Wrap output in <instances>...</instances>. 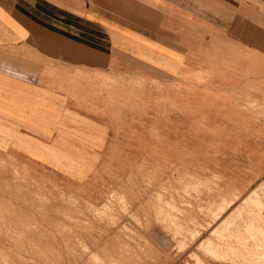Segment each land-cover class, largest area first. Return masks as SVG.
Masks as SVG:
<instances>
[{
	"label": "crops",
	"instance_id": "crops-1",
	"mask_svg": "<svg viewBox=\"0 0 264 264\" xmlns=\"http://www.w3.org/2000/svg\"><path fill=\"white\" fill-rule=\"evenodd\" d=\"M184 89L193 113L207 102L205 128L190 130L192 176L216 178L222 196L254 190L264 174V0H0V117L42 134L76 129L68 138L93 149L74 151V170L47 164L46 187L96 210L118 194L129 210L111 228L109 252L73 261L93 253L112 264L159 261L146 253V128L162 116L157 105L181 101ZM48 139L34 137H57ZM51 225L47 264H71L76 224Z\"/></svg>",
	"mask_w": 264,
	"mask_h": 264
},
{
	"label": "rangeland",
	"instance_id": "rangeland-1",
	"mask_svg": "<svg viewBox=\"0 0 264 264\" xmlns=\"http://www.w3.org/2000/svg\"><path fill=\"white\" fill-rule=\"evenodd\" d=\"M247 12L248 15L253 13V8L249 5ZM183 97L181 101L159 102L157 109L161 111L162 116L151 118V128H146V233L150 242V245L146 246V253L159 258L158 262L153 261L157 264H227L213 259L209 252L201 249L202 241L204 243V239H212L213 242H219L222 233L226 236L223 238L228 239L231 232L234 234L229 238L233 242L236 241L232 246H237L239 241L249 238L247 225L252 220L258 231H263L264 174L254 186V190H248L241 196L238 192H232L230 197L224 192L225 196H222V189L218 186L216 178L208 184L205 180L192 176V167L187 161L191 149L190 130L205 128L207 102L198 101V114H195L192 112L194 102L189 99L190 89L183 90ZM2 112L4 111L1 109L0 113ZM22 119L30 123L29 117ZM39 130H45V127L30 128L16 124L13 116L0 117V264H47L55 249L49 240L52 231L50 226L55 221L63 220L76 224L70 243L71 264H79L73 261L78 260L79 253H86L87 256L92 252L100 256L105 255L106 248L111 245V228L129 214L126 201L122 196L112 194L111 203L106 205L110 207H103L95 213L96 211H93L96 209L80 202L78 198L73 197V200L72 196L70 198L61 191L55 193L52 188L46 187V183L54 178L47 164L62 167L61 162L68 161L72 165L67 167L77 169L79 165L75 162L80 156L74 155V151L79 148L93 149L94 146L80 145L84 140L69 139L68 136L73 134L66 130H76L73 128H56L58 131L55 134H42ZM80 130L86 132H82L83 134L90 135L88 132H93L95 128ZM39 135L47 139L54 135L57 139L54 143L34 140V137ZM164 151L167 156L166 163L160 158ZM30 154L33 157L29 156ZM36 160L42 161L43 164L37 163ZM93 160L94 158H90V161ZM88 167L89 164L84 166ZM139 168L141 165L135 166V169ZM140 185L142 188L143 183ZM251 192H257V196ZM251 194L256 198L253 199ZM242 198L244 202L241 201ZM251 201L253 203L250 204ZM62 204L66 212L62 211ZM224 205L227 208L224 207L223 210ZM241 205L242 207H239ZM161 209L163 210L160 211ZM131 217L133 219V215ZM260 218L262 220H259ZM82 220H87L94 226L86 230L83 227L80 229L78 224L84 225ZM228 221L231 225L227 224ZM259 221L260 223H257ZM81 231L86 232L82 241L78 238ZM154 231L157 233H153ZM218 231L221 234L217 237ZM259 232L255 236L258 242L264 238ZM115 238L117 242L118 236ZM119 240L124 243L133 241L132 238L124 236ZM253 245L259 246L258 243ZM97 261L100 260L96 259V256L87 257L81 264H112L110 261ZM250 262L241 259L228 264ZM146 264H152L150 257Z\"/></svg>",
	"mask_w": 264,
	"mask_h": 264
},
{
	"label": "bare ground",
	"instance_id": "bare-ground-1",
	"mask_svg": "<svg viewBox=\"0 0 264 264\" xmlns=\"http://www.w3.org/2000/svg\"><path fill=\"white\" fill-rule=\"evenodd\" d=\"M187 175V174H186ZM194 179V178H193ZM264 186V185H263ZM258 188H259V186H258ZM131 189V188H130ZM241 189V188H240ZM226 190V189H225ZM241 190H243V189H241ZM253 190V189H252ZM259 190V189H258ZM261 190V189H260ZM239 191V190H238ZM237 192V191H236ZM260 192V191H259ZM227 193V195H228V193L229 192H226ZM225 193V194H226ZM240 193V192H239ZM252 193V192H251ZM235 194V193H234ZM252 194H254V196H257V192H253ZM251 194V196L253 197V199H255L254 198V196ZM259 194V193H258ZM237 195V194H236ZM235 195V196H236ZM250 195V194H249ZM225 196V195H224ZM239 196V195H238ZM247 197H248V195H246ZM263 196H264V193H263ZM137 197V196H136ZM220 197H221V195H220ZM227 197V196H226ZM230 197V196H229ZM260 197V196H259ZM70 198H71V196H70ZM134 198V197H133ZM219 198V197H218ZM237 198V197H236ZM236 198H234V199H236ZM258 198V197H257ZM72 199H73V197H72ZM223 199H225L224 197H223ZM227 199V198H226ZM231 199H233V198H231ZM230 199V200H231ZM248 199H250V197L248 198ZM252 199V198H251ZM74 200V199H73ZM133 200V199H132ZM138 200H139V198H138ZM220 200H222V198L220 199ZM229 200V201H230ZM257 200V199H256ZM215 201V200H214ZM213 201V202H214ZM233 201V200H232ZM231 201V202H232ZM235 201V200H234ZM241 201H243V198H242V200ZM257 201H259V200H257ZM219 202V201H218ZM217 202V203H218ZM221 202V201H220ZM224 202H225V200H224ZM223 202V203H224ZM244 202V201H243ZM245 203H246V201H245ZM251 203H253L252 201L250 202V204ZM219 204V203H218ZM240 204V203H239ZM248 204V203H247ZM255 204V203H254ZM262 204V203H261ZM90 205V204H89ZM104 205V204H103ZM107 205V204H106ZM233 205V204H232ZM256 207H258L259 208V206H258V204L256 203ZM217 206V205H216ZM229 206V205H228ZM91 207V206H90ZM96 207V206H95ZM103 207H106L105 205L103 206ZM107 207H110V206H107ZM106 207V208H107ZM219 208H220V206H218ZM217 207V208H218ZM222 207V206H221ZM224 207H226L227 208V206H223V210L225 209ZM239 207H242V205L241 206H239ZM248 207V206H247ZM262 207H263V205H262ZM92 208V207H91ZM97 208V210H98V207H96ZM134 208V207H133ZM163 208V207H162ZM260 208H261V206H260ZM95 209V208H94ZM108 209V208H107ZM244 209H246V208H244ZM244 209H241L242 211L244 210ZM250 209V208H249ZM262 209V208H261ZM97 210H94L93 212H95V213H97L98 211ZM163 209H161L160 211H162ZM220 210H222L221 208H220ZM219 210V211H220ZM236 210V209H235ZM260 210V209H259ZM258 210V211H259ZM105 211V210H104ZM226 211V210H225ZM135 212V211H134ZM233 212V211H232ZM234 212H236V211H234ZM94 213V214H95ZM100 213V212H99ZM98 213V214H99ZM159 213H161V212H159ZM213 213H214V211H213ZM217 213V212H216ZM241 213V212H240ZM250 213V212H249ZM261 213V212H260ZM139 214V213H138ZM223 214V213H222ZM236 214H238V213H236ZM236 214H235V216H236ZM254 214V213H253ZM101 215H102V213H101ZM170 215V214H169ZM218 215H219V213H218ZM221 215V214H220ZM239 215V214H238ZM70 216V215H69ZM171 216V215H170ZM257 216H260V215H257ZM218 217V216H217ZM220 217V216H219ZM239 217H241V216H239ZM262 217V216H261ZM123 218V217H122ZM129 218V217H128ZM227 218V217H226ZM233 218V217H232ZM255 218V217H254ZM124 219V218H123ZM219 219V218H218ZM249 219V218H248ZM157 220V219H156ZM214 220H215V218H214ZM216 220H217V218H216ZM259 220H262V218H260ZM83 221V220H82ZM127 221H129V220H127ZM132 221V220H131ZM138 221H139V219H138ZM230 221H231V219H230ZM253 221V220H252ZM249 222L248 223V225H247V228L249 229V238H246L245 240H243V241H239V245H237V246H232V244L233 243H235L236 241H232L231 240V238H229V237H231L234 233H231L230 232V235L227 237L228 239H224L223 237H226L225 236V234H221V232H219L218 231V233H217V237H218V234L220 235H223L222 236V239H220V241L219 242H213V240L211 239V240H205L204 239V243H203V241H202V244H201V249H204L205 251H207V252H209L210 254H211V256H212V258L213 259H215V260H217V261H222V262H224V263H229V262H235V260L236 261H239V260H241V259H245V260H248V261H251L249 264H264V238H261L259 241L260 242H258L257 240H255L256 239V235H258V227L257 226H254V224H253V222ZM130 222V221H129ZM156 222V221H155ZM222 222V221H221ZM235 222V220L233 221V223ZM132 223V222H131ZM225 223H226V220H225ZM231 223V222H230ZM229 223V221H228V223L227 224H230ZM257 223H260V221L259 222H257ZM134 224V223H133ZM231 225V224H230ZM229 225V226H230ZM183 226V225H182ZM222 226V225H221ZM185 227V226H184ZM228 227V226H227ZM231 227V226H230ZM246 227V226H245ZM91 228V227H90ZM186 228V227H185ZM256 228V229H255ZM262 229H263V231L260 233V234H263L264 235V228L262 227ZM225 230H226V227H225ZM194 232V231H193ZM199 232V231H198ZM214 233V232H213ZM189 234V233H188ZM167 235V234H166ZM190 235V234H189ZM195 235V234H194ZM197 235V234H196ZM213 235V234H212ZM186 237V236H185ZM194 237V236H193ZM168 238V237H167ZM187 238V237H186ZM195 238V237H194ZM207 238V237H206ZM210 238V237H209ZM220 238V237H219ZM170 240V239H169ZM186 240H188V239H186ZM180 241H181V239H180ZM216 241H218V240H216ZM183 242V241H182ZM185 243V242H184ZM183 243V244H184ZM192 243V242H191ZM256 243H258L259 244V246L258 247H256V246H254L253 244H256ZM200 244V243H199ZM198 244V245H199ZM236 244V243H235ZM183 246V245H182ZM120 247V246H119ZM125 247V246H124ZM199 248H200V246H198ZM197 247V248H198ZM120 249H122L121 247H120ZM86 251V250H85ZM109 252V251H108ZM106 253H107V251H106ZM94 254V253H93ZM93 254H92V256H93ZM91 256V257H92ZM94 256H96L95 254H94ZM150 256V255H149ZM93 258V257H92ZM96 259H97V257H96ZM98 260H101V258L100 259H98ZM103 261V260H102ZM114 261V260H113ZM11 262H13V261H11ZM96 262V261H95ZM97 262H101V261H97ZM199 262H201V260L199 259ZM93 263V262H92ZM101 263H104V262H101ZM118 263V262H117ZM116 263V264H117ZM114 264V263H113Z\"/></svg>",
	"mask_w": 264,
	"mask_h": 264
}]
</instances>
